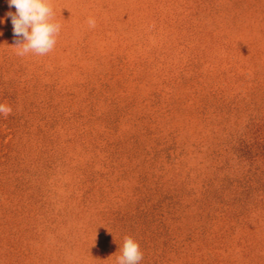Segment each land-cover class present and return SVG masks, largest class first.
I'll return each mask as SVG.
<instances>
[{
    "label": "rangeland",
    "instance_id": "rangeland-1",
    "mask_svg": "<svg viewBox=\"0 0 264 264\" xmlns=\"http://www.w3.org/2000/svg\"><path fill=\"white\" fill-rule=\"evenodd\" d=\"M52 3L18 56L0 0V264H264V0Z\"/></svg>",
    "mask_w": 264,
    "mask_h": 264
},
{
    "label": "clouds",
    "instance_id": "clouds-1",
    "mask_svg": "<svg viewBox=\"0 0 264 264\" xmlns=\"http://www.w3.org/2000/svg\"><path fill=\"white\" fill-rule=\"evenodd\" d=\"M9 7L16 12H9L13 33L17 37L14 48L18 56L29 54L45 56L55 49L62 25L55 20L52 0H8ZM90 28H95L94 18L88 20ZM12 113L10 105L0 103V115ZM121 255L116 264H140L143 252L140 245L130 236L124 237Z\"/></svg>",
    "mask_w": 264,
    "mask_h": 264
}]
</instances>
